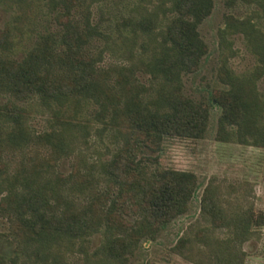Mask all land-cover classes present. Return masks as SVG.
Returning a JSON list of instances; mask_svg holds the SVG:
<instances>
[{
	"label": "trees",
	"instance_id": "obj_1",
	"mask_svg": "<svg viewBox=\"0 0 264 264\" xmlns=\"http://www.w3.org/2000/svg\"><path fill=\"white\" fill-rule=\"evenodd\" d=\"M95 1L51 0L61 9L57 19H64L63 33L42 37L20 62L2 59L7 38H0V91L8 96L0 105V149L4 143L10 147L27 143L31 134L28 110L17 102L33 99L59 119L57 128L42 135L55 150L53 154H70L79 148L80 140H86L88 124L78 120L77 113L90 103L100 107L95 113L99 119L111 111V124L125 127V142L100 163L103 180L97 182L88 172L76 169L68 177H48L49 172L43 171L40 179L23 184L18 191L0 160V186L6 190L0 202L17 198V203L24 204L29 216L22 211V221L34 229V237H29L45 248L56 249L54 258L63 246L74 244L103 224L104 255L95 264H122L128 239L138 240L185 213L197 189L193 173L157 165L153 153L159 151L165 137L201 136L208 124L209 106L216 104L221 108L220 127H230L229 135L238 142L264 149V94L256 88L264 74V0H224L227 9L244 5L250 11L245 15L228 12L219 34L222 38L240 34L255 63L242 75L225 70L224 87L214 89L208 101L199 102L183 92L182 76L197 71L207 53L198 28L212 12L213 0H125L128 12L117 24L119 41L110 49L122 51L126 61L106 69L98 66L106 46L97 50L93 41L112 37L93 24L91 6ZM0 2L21 7L28 0ZM82 10L81 24L75 13ZM137 72L148 76V85L138 81ZM62 179L69 190L68 180L93 184L90 203H99L97 208L107 215L105 221L100 223L91 206L79 208L70 195H64ZM57 203L62 205L59 212ZM45 207L54 212L48 215ZM200 209L209 224L180 242L189 251L195 248L198 262L243 264L242 244L264 219L252 205H224L210 186L205 188ZM127 217L134 221L130 223ZM113 229L129 234L111 238ZM215 230L225 232L216 237ZM0 264H4L1 257Z\"/></svg>",
	"mask_w": 264,
	"mask_h": 264
},
{
	"label": "rangeland",
	"instance_id": "obj_2",
	"mask_svg": "<svg viewBox=\"0 0 264 264\" xmlns=\"http://www.w3.org/2000/svg\"><path fill=\"white\" fill-rule=\"evenodd\" d=\"M59 11L60 7L53 5L51 0H28L21 7L0 2V38H7L5 47L1 48L2 59L20 62L29 56L45 35L60 36L64 30V19L58 21ZM249 11L244 5L230 10L226 8L224 0H213L212 12L198 28L207 45V53L197 71L182 76L183 92L194 101H208L214 89L223 88L221 79L225 70L242 75L254 66L255 56L240 34H229L226 38L219 34L228 12L245 15ZM127 12L125 0H96L91 6L93 24L97 25L101 33L112 37L108 41L96 37L93 41L97 50L106 46L98 64L101 68L124 64L126 61L122 51L110 48L119 41L117 24ZM75 15L81 23L85 10ZM135 77L140 83L148 85V76L144 73L137 72ZM256 88L264 94V74L256 81ZM7 100V94L0 91V105ZM17 103L28 110L27 123L31 134L22 146L10 147L3 142L0 160L18 191H21L23 184L40 179L43 171L49 172V175L46 174L48 177H68L76 169L81 173L88 172L95 182L103 180L100 163L121 148L126 139L125 127L111 124V111L108 110L99 119L95 116L100 109L96 103L80 108L78 120L87 121L88 124L84 130L88 133L86 140H80L79 148L74 152L58 156L53 154L55 150L51 149L50 142L42 135L57 128L59 119L36 99ZM220 115V106L211 104L208 124L201 136L165 137L159 151L153 153L160 168L191 172L196 176L198 186L185 213L160 229L147 232L138 240L133 241L132 237L128 239L129 248L124 252L122 264H206L205 261L198 262L195 248L189 251L188 245L182 244L180 239L209 224L201 216L200 209L202 195L208 186L216 189L224 205H252L256 215L264 219V149L242 144L236 136H230L231 128L219 125ZM64 181L60 180L61 185ZM68 181L70 190L64 184V195H70L79 208L91 206L100 223L104 222L107 218L105 212L101 211L104 209L97 208L99 203H90L94 197V185L87 186L79 180ZM1 189L0 186V199L6 193V190ZM17 201L16 198L7 203L0 202V257L4 264H95L104 255L101 245L104 243L105 226L102 224L99 230H92L74 244L63 246L60 255L54 258L56 249L45 248L29 237H34V229L22 221L25 207ZM57 204L59 208L56 212H59L62 205ZM50 205L54 207L56 203ZM45 211L48 215L54 212L46 207ZM24 216L28 217L29 214L25 213ZM127 219L130 223L134 221L133 217ZM224 232L215 230L214 236L222 237ZM127 234L126 231L115 229L109 233L111 238H126ZM242 251L245 257L243 264H264V222L256 226L251 237L242 244Z\"/></svg>",
	"mask_w": 264,
	"mask_h": 264
}]
</instances>
